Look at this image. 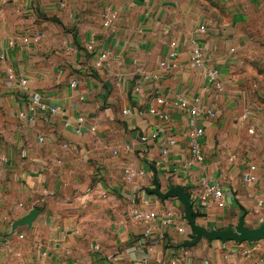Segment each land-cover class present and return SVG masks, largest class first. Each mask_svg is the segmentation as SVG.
Here are the masks:
<instances>
[{
    "label": "crops",
    "instance_id": "obj_1",
    "mask_svg": "<svg viewBox=\"0 0 264 264\" xmlns=\"http://www.w3.org/2000/svg\"><path fill=\"white\" fill-rule=\"evenodd\" d=\"M258 10L264 0H0V264H264L261 240L182 246L194 236L183 204L148 191L156 176L162 192L184 186L208 230L244 213L250 227L263 221L264 81L245 64ZM196 45L222 91L192 65ZM178 95L216 112L198 119L201 163ZM250 164L257 180L247 183ZM202 178L222 186V200L201 199ZM34 207L32 228L10 234Z\"/></svg>",
    "mask_w": 264,
    "mask_h": 264
},
{
    "label": "built area",
    "instance_id": "obj_2",
    "mask_svg": "<svg viewBox=\"0 0 264 264\" xmlns=\"http://www.w3.org/2000/svg\"><path fill=\"white\" fill-rule=\"evenodd\" d=\"M106 18L107 14L105 15ZM109 21L107 20L105 22V25H108ZM201 31L205 32L206 28L205 26L201 27ZM92 47V46H91ZM193 57H192V65L193 66H201L205 68V75L210 84H212L217 90L222 91L224 89V85L222 81L220 80V71L218 68L215 67H206V61L203 55L202 48L198 45L194 46L193 50ZM161 68H170L175 67L176 63H172L170 61L163 60L160 62ZM10 77L13 78L14 74H10ZM22 84H27L28 80L26 78L20 79ZM140 86H136V89L139 90ZM34 101H39L40 95L38 93L33 94ZM159 102H164L163 98H157ZM174 104L179 107L180 109L187 111L189 114L188 118V124L190 127V131L188 134V143L190 148V153L192 156V162H202L204 159V154L201 148V145L199 143V138L204 134V127L199 124L198 119L200 116L204 115L206 117H215L216 112L215 110L211 108L203 109L199 106L200 104V98L194 99V104H192L191 100L184 96V95H178L176 99L173 101ZM128 111H126L127 113ZM247 114H245L246 117ZM164 118H167V115H163ZM80 122H83L84 119L80 118ZM142 141H146L147 138L145 136L141 137ZM177 140L175 138H169L163 146V154H168L170 148L175 145ZM264 156V154H263ZM125 173L127 175V178H131L135 173H133L132 170L126 169ZM242 179L244 182L251 183L255 182L257 180V166L255 164H250L248 167V170L242 174ZM199 185L201 188V199L203 201H207L209 199H215V200H222L224 197V191L222 189V186L219 183H213L210 182L207 178H202L199 181ZM264 201V194H263V200ZM134 219L140 220V221H146L150 222L154 219L155 214L153 212H145L138 208H133L131 212ZM172 213H168V216L163 220V223L165 224H171L174 222L172 218ZM180 231L183 230V228H179ZM145 233L147 235H151L153 233V227L147 226L145 228ZM20 237H24V234H20ZM95 249H100L99 245L93 246ZM132 264H149V262L146 259H139L133 262Z\"/></svg>",
    "mask_w": 264,
    "mask_h": 264
},
{
    "label": "water",
    "instance_id": "obj_3",
    "mask_svg": "<svg viewBox=\"0 0 264 264\" xmlns=\"http://www.w3.org/2000/svg\"><path fill=\"white\" fill-rule=\"evenodd\" d=\"M156 187L149 188L150 193L158 194L162 199L169 197H177L183 204L184 214L188 222L190 223L194 236L193 240L186 241L182 243V246H192L197 244L202 238H206L210 241L212 240H222L224 242L232 240L237 243L243 242H255L263 241L264 242V219L259 226L250 227L246 225L245 222V213L242 214L239 218V221L236 226H229L224 229H205L199 225L196 219L193 216L192 202L187 195L185 187L182 185H174L168 189L167 192H162L161 184L155 177ZM39 210L37 208H31L26 214L15 219L11 224L10 234H14L20 227L26 226L29 230L32 228L35 220L39 215Z\"/></svg>",
    "mask_w": 264,
    "mask_h": 264
},
{
    "label": "rangeland",
    "instance_id": "obj_4",
    "mask_svg": "<svg viewBox=\"0 0 264 264\" xmlns=\"http://www.w3.org/2000/svg\"><path fill=\"white\" fill-rule=\"evenodd\" d=\"M257 13L264 19V10H258ZM246 29H248V32L254 36L252 42L249 43L251 46L249 51H253L255 57L250 59L249 62H246L245 64L246 66L250 64L247 67H249L248 69L251 71V76H254L258 80L264 81V25L253 23L252 25H247ZM247 60L248 58H246L245 61Z\"/></svg>",
    "mask_w": 264,
    "mask_h": 264
},
{
    "label": "trees",
    "instance_id": "obj_5",
    "mask_svg": "<svg viewBox=\"0 0 264 264\" xmlns=\"http://www.w3.org/2000/svg\"><path fill=\"white\" fill-rule=\"evenodd\" d=\"M198 216V214L196 212H194V217L196 218Z\"/></svg>",
    "mask_w": 264,
    "mask_h": 264
}]
</instances>
